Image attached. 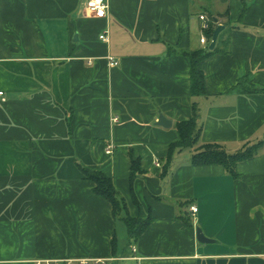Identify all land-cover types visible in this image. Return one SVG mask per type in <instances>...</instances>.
Masks as SVG:
<instances>
[{"label": "crops", "instance_id": "crops-1", "mask_svg": "<svg viewBox=\"0 0 264 264\" xmlns=\"http://www.w3.org/2000/svg\"><path fill=\"white\" fill-rule=\"evenodd\" d=\"M107 1L100 19L86 0H0V264H264V148L236 176L182 151L161 178L193 104L203 144L236 153L264 139V0ZM200 15L223 31L193 97L189 60L169 50L205 49ZM79 165L111 177L131 217L152 218L136 242Z\"/></svg>", "mask_w": 264, "mask_h": 264}, {"label": "trees", "instance_id": "trees-1", "mask_svg": "<svg viewBox=\"0 0 264 264\" xmlns=\"http://www.w3.org/2000/svg\"><path fill=\"white\" fill-rule=\"evenodd\" d=\"M223 15L221 17H229ZM212 23L209 28L204 31L209 44L205 49L196 51H182L170 49L169 54L176 53L185 56L190 63L191 68V95L193 97L206 96L205 77L200 70L199 65L202 61L209 58L211 55L218 52V45L213 51L209 50L210 42L212 40L214 31L218 27L215 20L218 17L211 16ZM225 24V26H228ZM247 82L241 80L239 82V92L245 94L257 93L258 90L251 86L244 85ZM175 129L178 133V138L175 142L171 143L167 149V156L161 178L164 180L169 174L175 155L182 151H193L190 158V163L195 167L203 166H223L225 170L232 176H236L235 168L241 162H246L254 159L259 154L260 150L264 148V139L253 144H246L241 150L236 153H228L222 145L219 144H203L200 140L202 131V122L200 121V108L197 104L192 105V113L189 120L180 121L175 124ZM81 173L86 180L93 183V193L107 200L112 206L113 216L117 220H121L128 233L129 244H133L138 240L143 232L150 226L152 218H133L129 215L128 206L123 197H121L114 188L113 180L101 171H89L79 165ZM140 161L132 159V175L131 183L135 178L142 174ZM188 225V221H186ZM113 241V245H114Z\"/></svg>", "mask_w": 264, "mask_h": 264}, {"label": "built area", "instance_id": "built-area-1", "mask_svg": "<svg viewBox=\"0 0 264 264\" xmlns=\"http://www.w3.org/2000/svg\"><path fill=\"white\" fill-rule=\"evenodd\" d=\"M86 7L96 18L102 19L107 17L108 9H109L107 0H86ZM199 20L201 22V32H202L200 43L204 46H207L209 42L206 35L204 34V31L209 28L210 24L212 23V20L208 18L206 15H200ZM100 40L104 42H108L109 40L108 33L105 32L101 34ZM108 60H109V65L111 67H115L119 64L118 61L114 60L113 58H109ZM0 97H4V94L2 92H0ZM113 122L114 123L118 122V118H114ZM113 151H114L113 144H109L107 146V153L112 154ZM190 211L193 215H195L197 214L198 209L196 206H192L190 208ZM100 262L101 260H92V259H79V260L68 259V260H45V261H39L36 264H92V263L98 264Z\"/></svg>", "mask_w": 264, "mask_h": 264}, {"label": "water", "instance_id": "water-1", "mask_svg": "<svg viewBox=\"0 0 264 264\" xmlns=\"http://www.w3.org/2000/svg\"><path fill=\"white\" fill-rule=\"evenodd\" d=\"M215 23H218V20H215ZM222 31H223V26L221 25H219L214 31V34H213V37H212V40L209 46L210 51H213L215 49L217 41H218V37ZM158 125L165 127V128H169L172 125V122L170 120H167L163 115H160ZM196 233H197L198 242L206 243V244L213 243L212 240H209L208 238L205 237L201 229L198 228L196 230Z\"/></svg>", "mask_w": 264, "mask_h": 264}, {"label": "rangeland", "instance_id": "rangeland-1", "mask_svg": "<svg viewBox=\"0 0 264 264\" xmlns=\"http://www.w3.org/2000/svg\"><path fill=\"white\" fill-rule=\"evenodd\" d=\"M122 226V230H125V226L122 224L121 225ZM199 228V227H198ZM199 229H201V228H199ZM94 264V263H93ZM109 264H111V263H109ZM119 264H129L128 262H121V263H119Z\"/></svg>", "mask_w": 264, "mask_h": 264}]
</instances>
